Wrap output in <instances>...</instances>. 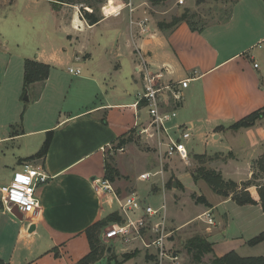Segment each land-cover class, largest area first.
Here are the masks:
<instances>
[{
	"label": "crops",
	"instance_id": "crops-1",
	"mask_svg": "<svg viewBox=\"0 0 264 264\" xmlns=\"http://www.w3.org/2000/svg\"><path fill=\"white\" fill-rule=\"evenodd\" d=\"M223 2L218 5L219 13L215 15L214 20L195 30H191L186 22H181L172 29H159L158 21L155 23L149 14L150 7L146 0H132L134 9L131 13L135 22L147 19L148 28L144 33H141L135 24L130 25L127 9L116 15H109L113 12L103 15L94 25H89L78 14V10L72 15L69 25L59 27L60 31L76 44L77 50L73 49L70 56L74 62L80 63L83 59L82 63L89 61V76L83 77V80L90 81L102 98L88 108L63 116L59 114L50 124L39 127H23L22 112H18L19 109L16 113L2 115L0 184H7L12 180L13 174H4L3 170H7L15 162L20 169L21 163L26 162L22 159L33 155L40 148H34L35 152H31L27 146L29 148L31 144L33 147L42 145L47 131L52 130L53 136L46 156L29 161L34 165H41L46 173L52 176L46 184L36 190L40 205L38 213L22 215L20 222H17L7 215L11 212L6 208L0 210L1 259L4 258L9 264H76L90 251L86 228L116 212L110 211L115 201L114 195L108 191L96 190L94 180L100 179L97 175L104 171L105 153L102 148L108 150L116 145L122 136L133 130V103L143 88V80L135 70V46L146 53L147 62L154 71L164 66L169 68V72L163 73L162 83L190 79L187 87L181 89L179 102H173L168 92H163L160 96L163 110H176L180 107L174 124L188 129L191 137L205 147H212L209 152L204 150L195 153L191 146L189 155L227 154L225 160H213L210 165L220 172L224 180L237 183L238 191L242 182L251 179L254 160L264 150V129L254 126L234 130L229 127L264 107V67L250 51L256 44L264 42V2ZM236 10H239L241 15L233 14ZM75 15L79 25L74 23ZM103 23L104 31L113 30L112 36L105 42L93 36L91 38V32ZM74 32L78 35L73 36ZM84 32H87V35L82 37L80 34ZM241 32H246L251 38L247 41L243 38L237 39V36L241 37ZM95 52L99 53V58L95 59ZM54 55L41 51L33 60L48 64L52 68L58 59ZM254 63L258 66L254 67ZM49 82L50 72L45 81L33 83L27 89L28 92H38L36 103L41 100ZM138 110L142 122H145V109L139 107ZM16 130L17 132H14ZM13 151L15 153L11 155L14 157L8 161L6 155ZM89 160H93V163L84 167ZM181 174L179 181L184 189L194 193L198 188L197 196H203L210 206L194 203L201 209L193 217L182 222H178L174 214L168 213V221L173 220L177 224L173 230H179L197 218L203 221L206 217L202 214L209 211L214 224L208 225L203 221L206 239L210 242L213 234L223 235L225 238L228 218L226 211L219 212V207L229 203L235 204L231 195L223 197L211 188L207 189L204 182L199 185L193 180L192 173ZM173 189L176 190L175 187ZM246 191L256 203L237 206L247 214L254 210L258 216L264 217L258 188L251 185ZM131 193L137 194L136 186ZM206 193L215 194V201H211ZM122 194L123 190L122 193L120 191L121 197ZM137 198L145 203V198L144 201L138 196ZM176 205L171 199L169 208L172 210V206ZM108 209L110 212L104 215ZM171 216L173 219H170ZM172 241L174 243L173 239ZM123 251H126L125 248ZM143 253L144 256L138 253L128 261L132 264H157L152 254L146 251ZM208 254L210 259L214 257L211 253ZM187 258L191 264H203V257L201 262H194L187 253ZM107 264H110V261L107 260ZM163 264L171 263L165 261Z\"/></svg>",
	"mask_w": 264,
	"mask_h": 264
},
{
	"label": "rangeland",
	"instance_id": "rangeland-1",
	"mask_svg": "<svg viewBox=\"0 0 264 264\" xmlns=\"http://www.w3.org/2000/svg\"><path fill=\"white\" fill-rule=\"evenodd\" d=\"M146 1L150 7L149 14H151L152 20L155 23L159 20L168 21L172 16L181 13L185 9H189L191 13L195 14L193 19L200 26L204 23L212 22L215 15L219 13L218 5L224 3L223 1L207 0L204 3L196 4L195 0H185L183 4H178L177 0H165L152 5L149 0ZM90 2L97 4L95 3L96 0H90ZM80 6V4H62L56 6V9L53 10L52 3L49 0H0V122L2 115L9 112L16 113L19 109L18 112H22L23 118H21V123L23 127H39L44 124H50L59 114L63 116L74 113L100 101L102 98L101 94L95 90L94 85L90 81L83 80V77L89 76L87 74V71L90 70L89 61L86 60V63H82L83 59L80 63L74 62V59L70 56L73 49H76V44L70 41L59 28L60 26L63 27L70 24L72 15L78 12ZM84 8L87 10L86 6ZM101 8L103 13L108 15L119 10L120 5L117 0H109L107 3L105 0V3H102L100 6V13L103 15ZM123 11L121 10V12ZM78 14L80 15V11ZM233 14L241 15L239 10H236ZM103 26H105V23L93 30L91 38L93 36V38L99 39L101 42L102 40L103 42L108 40L112 36L113 30L104 31L103 28L105 27ZM72 34L73 36L78 35L76 32ZM80 35L82 37L86 36L87 32ZM242 38L247 41L251 37L246 32H241V37L237 36V39ZM41 51L49 55L55 54L54 56L58 57V59H56L54 66L50 68V82L44 89L41 100L36 103L35 100L37 99L36 95L38 92L27 91L26 99L24 96L25 92L21 89L23 62L25 59H35L38 52ZM250 51L252 54H255V58L264 67V42L256 44ZM94 56L95 59L100 57L98 52H95ZM58 60L61 62L59 63ZM69 66L74 68L79 66L81 75L74 76L68 73L67 69ZM143 109L146 111L145 107ZM179 111L180 107L175 110L176 114ZM170 124H174V120ZM254 126L264 129V113L254 121L251 127ZM137 131L138 129L132 131V134L130 132L131 136L128 138L130 141L124 146L123 150L119 151L113 148L108 150L109 154L107 155L109 160L113 158V164L121 175L119 182L116 181L117 183L115 182L112 185L113 189L117 187L121 193L123 190L122 196H125L130 191L133 192L136 186V195L141 200L145 198L146 204L158 206L164 199L167 205V213L169 215L170 213L171 215L174 214L173 216H175L178 222L193 217L201 208L194 204L196 202L191 196L192 194L197 196L199 189L194 187V189L196 188L194 193L186 191L179 181L180 174L183 172L193 173L201 166L213 169L210 162L218 159L225 160L228 155L224 153L209 155L191 153L185 162L178 159L163 158L160 160L156 143L152 140H147L145 135L138 134ZM186 144L188 151H191L192 146L195 153H200L204 150L209 152L212 148L210 146L205 147L201 142L194 140L193 137H190ZM36 146L33 147L31 144V147L28 148L27 146V149L35 152L41 145ZM12 153H15V151L6 155L8 161L13 159ZM263 154L264 150L254 160L253 168L255 171L258 169V161ZM92 163L93 160H89L83 166L87 167ZM16 164L17 162L10 165L7 170H3V173L7 174L9 172L14 175L15 172L20 170ZM161 165L163 166L165 188L162 186L159 175L151 176L149 180L137 179L138 175L145 171L155 172L159 170ZM257 174L260 175L261 173L257 171ZM13 175H11V178H13ZM97 177L103 179L104 171L99 173ZM181 177L183 179V176ZM195 182L202 185L201 183L204 181L198 180ZM257 182L264 183V178L258 179ZM176 183H178V187ZM173 184H175L176 190L173 189ZM204 185L207 189L210 188L205 182ZM208 197L211 201H215V197L217 196L209 194ZM171 199H173V203L177 204L176 207L172 206V210L169 208ZM180 203L182 204L181 206ZM118 209V204L115 200L110 211H118ZM221 210L226 211L228 218L225 228L226 233L225 238H223V235L213 234L211 236L210 242L213 246L212 256L222 257L226 253L234 251L242 257H264V242L253 246H250L246 242L249 238L258 234L260 230L264 229V217L258 216L254 210L247 214L236 203L224 204L219 207V212ZM110 211L108 209L104 215ZM7 215L12 216L17 222H20L12 213H8ZM173 216L170 219H173ZM168 224L169 229H174L177 226L173 220L169 221ZM195 234L205 237V225L200 218L174 231L172 238L174 240L173 249L182 257L180 264H191L187 258L185 241ZM105 246L111 247L110 254L112 259L110 260V264L117 263L124 256L132 258L138 253H141L142 256L145 255L140 249H133V247L125 248L118 240H112L110 243L105 244ZM123 248L126 251H123ZM108 256L109 253L104 251L103 257L94 264H107ZM210 260L209 254H205L202 263L210 262ZM135 262H138V258ZM122 264H132V262L127 259Z\"/></svg>",
	"mask_w": 264,
	"mask_h": 264
},
{
	"label": "built area",
	"instance_id": "built-area-1",
	"mask_svg": "<svg viewBox=\"0 0 264 264\" xmlns=\"http://www.w3.org/2000/svg\"><path fill=\"white\" fill-rule=\"evenodd\" d=\"M120 9L109 15H116L121 10L127 9L130 14V25L139 27L141 33L147 31L145 18L143 21L135 22L131 18L133 12L132 0H117ZM185 0H177L178 4H183ZM109 2V0H106ZM105 3V2H104ZM90 11V9L87 8ZM101 12L104 14L101 8ZM136 57V72L140 74L143 80L142 91L138 94L136 101L133 103L135 109V122L133 131L138 129V134L145 135L147 140L156 143L159 158L178 159L187 161L189 152L187 149V141L191 134L188 129L177 124H170L176 118V112L172 110H163L161 108L160 96L163 92H168L173 102L181 100V89L187 87L190 82L189 78L176 81H163V73L169 72V68L164 66L158 71H154L147 62L146 53L140 47H134ZM258 64L254 63V67ZM67 71L74 76L81 75L80 68L68 67ZM146 108L147 120L142 122L138 113V108ZM112 149V147H109ZM108 149V150H109ZM118 148L115 150H123ZM102 148L105 153L108 151ZM19 171L15 172L12 180L7 184H0V201L3 208L8 211L16 207L21 215L36 214L40 209L36 190L38 187L46 184L52 176H50L41 165H34L30 162L21 163ZM159 175L161 177L162 186L163 166L155 172L145 171L138 175V180H149L151 176ZM96 190L108 191L114 195L118 204V213L124 221L122 223H114L108 226L103 234L102 241L107 244L112 240H118L125 248L133 247L152 254L157 264H163L169 261L171 264H180L182 257L173 249V229H169L168 213L166 201L163 199L158 206L142 203L135 194L119 196L115 193L112 184L106 179L94 180ZM206 218L203 219L208 225L214 224L209 211L203 213Z\"/></svg>",
	"mask_w": 264,
	"mask_h": 264
},
{
	"label": "trees",
	"instance_id": "trees-1",
	"mask_svg": "<svg viewBox=\"0 0 264 264\" xmlns=\"http://www.w3.org/2000/svg\"><path fill=\"white\" fill-rule=\"evenodd\" d=\"M165 0H149L152 5L158 4ZM207 0H195L196 4L204 3ZM215 1H236V0H215ZM52 3V9L55 10L56 6L62 4H80V15L81 17L89 24L94 25L97 24L102 18L103 15L100 13V6L105 0H96L95 3H91L90 0H49ZM264 2V0H263ZM86 6L89 10L84 8ZM194 13H191L189 9H185L181 13L172 16L169 21H158L157 25L159 29L168 30L172 29L176 25L181 22H186L191 30L197 29L200 25L196 24L194 21ZM202 26V25H201ZM50 72V65L33 60V59H25L23 62V85L22 90L23 92L27 91L30 85L36 82L45 81ZM263 110V111H262ZM264 113V107L258 109L247 116L241 118L240 120L234 122L230 125L229 128L237 130L239 128H249L253 126L254 121L259 118ZM133 131V130H132ZM131 131V134H132ZM14 132H17L14 131ZM53 136V131H47L45 139L40 146V148L31 156L24 158L22 160L29 162L34 159H40L46 156L49 146L51 144ZM130 133L126 136H122L119 141L114 145L112 148L118 149L122 148L126 145L130 139ZM109 151L105 152L104 155V179L108 180L110 183H114L116 180L121 178V175L118 169L113 164V158H108ZM199 155V154H198ZM257 171L261 173L260 175L257 174L255 169L253 170L252 177L250 180L241 183V189L238 191L239 186L237 183L231 180H224L220 174V172L207 168L205 166L198 167L193 173L192 178L194 181L203 180L214 192L220 194L223 197H228L231 195L232 200L238 205H245V204H255L256 202L251 198L249 193L246 191L247 187L251 185H255L258 188V196L259 202L264 210V183H256L258 179L264 178V154L258 161ZM178 187V183H176ZM130 191L129 193H131ZM115 193L120 196V190L115 189ZM196 203H202L205 206H210V203L206 201L203 196H196L192 194L191 196ZM3 208V205L0 201V210ZM124 219L122 216L116 211L112 212L103 219L93 223L85 230L86 238L89 243L90 251L76 264H92L97 262L103 257V252H109V256L107 260L110 261L112 259L110 254V246H105V243L102 241V234L104 230L114 224V223H122ZM264 242V230L254 236L253 238L247 241L249 245H256L259 243ZM185 249L186 252L192 257L194 262H201L202 257L205 254L212 252V243L209 242L206 237L201 236L199 234L192 235L185 241ZM130 256H124L120 261L115 264H120L125 260L129 259ZM211 264H264V257L262 256H255V257H242L239 256L236 252L230 251L226 253L222 257L214 256L211 261ZM0 264H9L8 262L4 261L0 258Z\"/></svg>",
	"mask_w": 264,
	"mask_h": 264
},
{
	"label": "water",
	"instance_id": "water-1",
	"mask_svg": "<svg viewBox=\"0 0 264 264\" xmlns=\"http://www.w3.org/2000/svg\"><path fill=\"white\" fill-rule=\"evenodd\" d=\"M25 98L27 99V91H25V94H24ZM173 187H175V184H173ZM11 213L17 217L18 219H22V215L17 211V208L14 207L12 210H11Z\"/></svg>",
	"mask_w": 264,
	"mask_h": 264
},
{
	"label": "bare ground",
	"instance_id": "bare-ground-1",
	"mask_svg": "<svg viewBox=\"0 0 264 264\" xmlns=\"http://www.w3.org/2000/svg\"><path fill=\"white\" fill-rule=\"evenodd\" d=\"M107 3V2H106ZM74 23H75V25H79V20H78V18H77V16L75 15V20H74Z\"/></svg>",
	"mask_w": 264,
	"mask_h": 264
}]
</instances>
